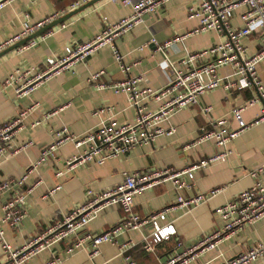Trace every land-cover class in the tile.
Returning a JSON list of instances; mask_svg holds the SVG:
<instances>
[{"label":"crops","instance_id":"obj_1","mask_svg":"<svg viewBox=\"0 0 264 264\" xmlns=\"http://www.w3.org/2000/svg\"><path fill=\"white\" fill-rule=\"evenodd\" d=\"M91 1H10L0 9V53L7 50L5 44L9 40L23 33L27 23L35 25L50 19V24ZM197 4L198 0H166L158 11L145 14L141 23L116 38L112 45L94 51L86 60L77 62L64 73L47 78L28 96H17L14 88L4 86V81L16 72L32 68L45 70L49 59L64 56L68 47L91 41L108 26L128 17L132 9L112 0H100L0 58V124L13 120L21 112H27L13 140L11 151L18 152L8 159H0V182L27 175L24 186L27 192L26 217L19 227L3 226L5 239L12 248H22L50 226L61 222L66 214L83 206L88 189L96 192L110 190L123 182L125 173L166 169L183 171L220 153L221 149L213 141L198 143L200 130L210 129L213 121L218 119H227L229 127L236 129L238 123L232 111L245 107L248 101L259 97L255 85L233 90L220 87L207 92L201 98L200 105L177 111L164 124V127L175 130L172 135L159 136L152 143L137 146L124 156L108 160L104 165H78L68 171V160L84 150V147L78 148L75 141L68 140L37 170L30 172L39 161L43 149L53 145L62 130H67L74 138H80L107 119H113L118 124L135 123L137 109L129 96L116 94L112 87L133 77L143 78L141 88L161 90L169 84L171 72L163 64L165 56L152 42L153 38L159 42L185 38L165 50L166 57L172 62H179L187 54L205 51L228 41V32L225 30L198 31L199 21L189 16L190 8ZM243 11L245 8L235 13L230 28L242 27L240 17ZM31 42L35 44L30 45ZM243 45L247 50L246 55L251 57L264 46V35L254 34L245 38ZM116 50L123 56L124 64L130 68L128 73L120 68L115 56ZM207 61L205 58L198 60L196 65ZM257 69L264 86V60ZM101 71L105 73L101 83L109 87L105 90L89 82L93 74ZM231 74L233 68L229 65L218 70L220 77ZM163 102L154 99L144 102L146 112L157 111ZM205 107L212 109L209 115L204 112ZM263 107L264 103L260 99L256 105L247 107L243 112L245 122L258 120ZM106 108L111 111L100 116L95 114ZM37 122L40 124L33 126ZM230 148L233 153L224 160L210 163L193 172L192 188L176 191L172 183L168 182L134 197V210L138 215L148 218L166 210V220L159 221V225H172L176 231L175 235L156 248L155 254L144 251L143 238L154 231V227L149 224L139 232L131 231L120 236L116 245H101L96 257L91 256L89 245L71 256L66 255V249L71 243L69 239L42 252L26 264H46L57 259H60V264H127L120 255V246L128 241L136 244L129 252L136 264L165 263L175 253L182 251V248L177 247L178 242H182L184 247H191L205 236L223 228L224 222L217 213L218 208L234 201L255 183L264 185V172L252 175L264 164V124L259 123L246 129L231 142ZM61 171L66 174L58 176ZM199 195H205L208 199L190 211L178 205L179 197L189 200ZM2 214L0 204V216ZM122 216L120 206H111L90 223L88 232L102 234L115 226ZM261 241H264V219L244 225L235 235L221 240L216 249L202 254L194 264H223ZM0 260L6 263L1 252ZM252 264H264V258Z\"/></svg>","mask_w":264,"mask_h":264},{"label":"built area","instance_id":"obj_2","mask_svg":"<svg viewBox=\"0 0 264 264\" xmlns=\"http://www.w3.org/2000/svg\"><path fill=\"white\" fill-rule=\"evenodd\" d=\"M12 0H0V9ZM166 0H112V2L123 7H130L132 13L119 22L108 26L91 41L66 48L65 55L58 58H51L47 61L46 69L38 71L32 68L23 72H16L4 81V86L14 88L19 97L28 96L47 78L58 76L71 69L77 62L86 60L94 51L103 46L112 45L119 36L130 32L136 25L143 21L145 14H153L165 3ZM75 7V6H73ZM245 8L241 13L242 27L232 29L231 19L235 13ZM190 18L199 21L201 32L217 31L228 32L229 39L225 43L212 46L210 49L187 54L179 62L168 60L165 50L177 42H182L183 37L159 42L153 38L152 42L158 46L165 60L164 65L171 72L169 84L161 90H154L150 87L141 88L142 77H133L115 84L112 89L116 94H127L132 105L137 109V119L133 124H118L113 119L102 121L99 126L80 138H74L67 130L57 134V140L53 145L44 148L37 164L32 166L37 170L53 153L66 141L76 142L78 148L84 150L77 156L68 160V171L78 165L97 164L104 165L108 160L124 156L137 146L150 144L159 136L172 135L175 130L166 128L172 115L177 111L198 106L201 98L207 92L220 87L226 90L235 88L246 89L255 85L259 91V97L248 101L245 107L235 108L232 111L234 120L238 123L236 129H231L227 119L213 121L211 128H202L198 143L213 141L221 149L220 153L209 159H204L198 164L183 170L174 171L171 169L155 170L152 172L125 173L121 184L101 192L88 189L86 202L80 208L66 214L62 221L50 226L45 232L30 240L20 249H14L5 239L3 226L9 225L12 228L19 227L26 217L25 205L27 192L24 190L27 175L21 178H13L0 182V204L3 214L0 216V252L4 255L5 264H26L42 252L55 245L71 239L66 249V255L71 256L80 249L91 246V256L99 255L100 246L103 244H117L118 238L131 231H141L147 225H152L154 231L144 236V251L155 254L156 248L164 241L169 240L176 234L172 225L160 227L159 221H165L167 211H161L148 218H142L134 210V197L148 189L157 188L165 183H172L176 191L190 189L193 187V172L210 163L224 160L232 149L230 144L241 133L251 126L259 123L264 124V107L261 117L252 123L243 119V112L247 107L254 106L259 99L264 103V86L258 76V65L264 60V46L253 56L246 55V48L243 40L254 34L264 35V0H198V4L189 10ZM50 22L46 19L35 25L27 23L21 35L9 40L5 46L10 47L22 39L34 34ZM35 44L31 42L30 45ZM116 60L120 68L128 73L130 68L123 62V56L116 50ZM208 59L204 64L196 65L202 59ZM232 66L233 74L220 77L218 70L223 66ZM104 71L97 72L89 78V82L95 84L100 90L109 88L107 84L101 83ZM154 99L164 102L157 111L146 112L144 102ZM111 109H101L95 114L100 116ZM212 109L205 107L204 112L209 115ZM27 112H21L13 120L0 124V159H8L18 151H11L13 140L22 127ZM40 124L37 122L33 126ZM30 144V143H29ZM24 147H27L25 145ZM264 172V164L256 169L252 175L256 176ZM66 172H60L58 176H64ZM187 177V178H186ZM53 191L49 193L52 194ZM213 194V193H212ZM47 197V196H46ZM6 198V201L3 200ZM208 199L205 195L185 200L178 198V205L191 210ZM3 202V203H2ZM118 205L122 208L123 216L113 227L102 234L88 232V226L98 216L110 208ZM218 215L224 222L223 228L205 236L197 244L191 247H184L182 242L177 247L182 251L175 253L163 264H194L198 258L213 249H216L223 239L235 235L246 224H255L264 219V185L255 183L251 188L244 190L232 202L217 209ZM136 244L128 241L120 246V255L127 264H136L129 254ZM264 258V241H261L248 251L239 254L223 264H252ZM60 259L50 261L46 264H60Z\"/></svg>","mask_w":264,"mask_h":264},{"label":"water","instance_id":"obj_3","mask_svg":"<svg viewBox=\"0 0 264 264\" xmlns=\"http://www.w3.org/2000/svg\"><path fill=\"white\" fill-rule=\"evenodd\" d=\"M98 1H100V0H93V1L89 2L88 4L82 6L81 8H79V9H77L75 11H72L71 13L59 18L58 20H55L54 22H51L50 24H47L45 27L41 28L40 30H38L34 34L22 39L21 41L15 43L12 46L6 48L7 50H5L4 52L0 53V58L5 56L9 52H12V51H14L17 48H20V47L26 45L27 43H29L33 39L37 38L38 36H41L42 34L50 31L54 26H57L59 24L64 23L66 20H68V19L72 18L73 16L79 14L81 11L85 10L86 8H88L90 6H94ZM0 264H3L1 262V260H0Z\"/></svg>","mask_w":264,"mask_h":264}]
</instances>
